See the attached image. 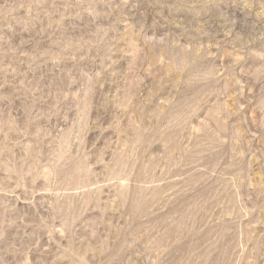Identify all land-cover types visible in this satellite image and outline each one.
Masks as SVG:
<instances>
[{"label":"rangeland","instance_id":"1","mask_svg":"<svg viewBox=\"0 0 264 264\" xmlns=\"http://www.w3.org/2000/svg\"><path fill=\"white\" fill-rule=\"evenodd\" d=\"M0 264H264V0H0Z\"/></svg>","mask_w":264,"mask_h":264}]
</instances>
